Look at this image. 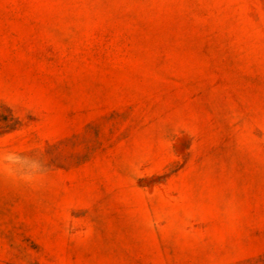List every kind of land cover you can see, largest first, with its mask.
Wrapping results in <instances>:
<instances>
[{"label":"rangeland","instance_id":"obj_1","mask_svg":"<svg viewBox=\"0 0 264 264\" xmlns=\"http://www.w3.org/2000/svg\"><path fill=\"white\" fill-rule=\"evenodd\" d=\"M110 236L264 264V0H0V264Z\"/></svg>","mask_w":264,"mask_h":264},{"label":"crops","instance_id":"obj_2","mask_svg":"<svg viewBox=\"0 0 264 264\" xmlns=\"http://www.w3.org/2000/svg\"><path fill=\"white\" fill-rule=\"evenodd\" d=\"M111 233L119 232L117 226H105ZM71 246L85 248L88 251L82 256L81 264H127L128 243L125 239L114 236L108 238H91L89 240H73ZM92 248V251L89 250ZM76 258V257H74Z\"/></svg>","mask_w":264,"mask_h":264}]
</instances>
